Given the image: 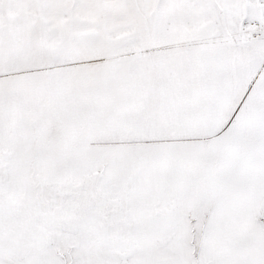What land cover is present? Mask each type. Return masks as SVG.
Wrapping results in <instances>:
<instances>
[{"label":"snow or ice","instance_id":"snow-or-ice-1","mask_svg":"<svg viewBox=\"0 0 264 264\" xmlns=\"http://www.w3.org/2000/svg\"><path fill=\"white\" fill-rule=\"evenodd\" d=\"M0 264H264V0H0Z\"/></svg>","mask_w":264,"mask_h":264}]
</instances>
